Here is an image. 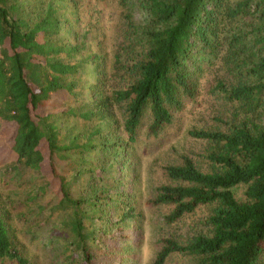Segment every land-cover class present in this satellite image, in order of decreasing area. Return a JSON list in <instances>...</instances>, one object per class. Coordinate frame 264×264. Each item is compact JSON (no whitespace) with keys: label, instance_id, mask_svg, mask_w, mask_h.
<instances>
[{"label":"trees","instance_id":"obj_1","mask_svg":"<svg viewBox=\"0 0 264 264\" xmlns=\"http://www.w3.org/2000/svg\"><path fill=\"white\" fill-rule=\"evenodd\" d=\"M111 32L109 78L119 87L108 92L104 72L79 104L80 68L99 61L93 44ZM196 96L210 98L212 126L188 135L206 143L208 169L183 155L165 167L171 183L152 203L172 207L170 223L201 209L208 217L185 238L163 239L151 264L176 254L264 264V0H0V262L43 264L22 243L43 235L51 263L126 264L120 248L93 254L99 245L87 241L114 206L92 181L104 165L91 157L127 150L142 125L157 137ZM69 122L79 129L64 130ZM133 209L123 204L124 221ZM53 227L70 233L71 254L57 248Z\"/></svg>","mask_w":264,"mask_h":264},{"label":"rangeland","instance_id":"obj_2","mask_svg":"<svg viewBox=\"0 0 264 264\" xmlns=\"http://www.w3.org/2000/svg\"><path fill=\"white\" fill-rule=\"evenodd\" d=\"M110 10L111 8H108L106 13ZM108 19L111 18L108 17ZM136 19H138V16ZM94 25L92 26L96 28ZM113 34V32L107 33L100 47H97L98 43L94 42L91 51L93 53L98 52L96 61H99L95 64H86L80 68L77 80L80 89L78 96L81 95L79 104L88 101L92 93L97 91L104 72L108 73L107 79L110 81L106 85L109 88L107 91L109 92L110 86L119 87L117 85L119 80L109 78L112 77L113 53L111 46L115 37ZM100 37V35H97L96 40ZM210 80V76L204 75L200 79L201 87L208 90ZM211 110V101L208 96L202 98L196 96L186 102L181 111L174 113L172 123L165 126L157 137H146V129L142 125L137 131V140L133 144L126 145L127 150L117 149L115 150L117 153L111 154L112 149L105 152L99 149L96 155L91 157V160H101L104 165L102 177L98 179L99 181H92L103 187L105 193L113 200L114 205L113 207H105V211L100 217L102 219L97 222L96 229L100 232L98 238L94 241L87 240L90 247L99 245L98 248L92 251L93 254L102 250V245H105L110 246V249L120 248L123 250L124 254L120 257L126 264H129V261H133L134 264H151L162 246L163 239L172 236L185 238L204 223V220L208 217V210H196L192 214L185 215L182 219L170 223L166 218L172 207L155 205L152 201L161 186L170 185L171 183L166 176L165 167L180 164L183 155H190L197 167L204 170L208 169L207 163L202 157L206 143L191 138L188 131L193 128L211 127ZM121 116L120 109L117 108L114 119L120 121V124L122 121ZM147 118L145 116L144 120ZM77 124L79 125V123ZM78 125H70L69 122L64 130H68L67 128L79 129ZM87 125L92 126L93 123ZM119 134L122 138L124 137L121 132ZM87 181L89 180H85L83 185ZM79 187L82 188L83 186L80 183L73 185V196L77 194V191H80ZM242 192L243 190L239 189L237 196L240 197ZM127 200L134 209L124 221L122 206ZM27 218H32V216ZM17 225L21 230L23 229L22 223L17 222ZM59 229L60 227H53L52 232L49 229V236H55L53 239L58 243L57 248L60 251L65 248L66 254H71L72 251L68 249L72 240L70 233ZM43 239H45L43 235L36 236L32 242L27 241V247L26 241L22 242L25 244L24 254L26 258L33 260V262L36 258H43V264H58L51 263V247L44 246V243L42 244ZM64 256L62 254V259ZM0 264L14 263L0 262ZM69 264L82 263L73 257V261ZM166 264H198V262L193 257L176 254L170 256Z\"/></svg>","mask_w":264,"mask_h":264}]
</instances>
